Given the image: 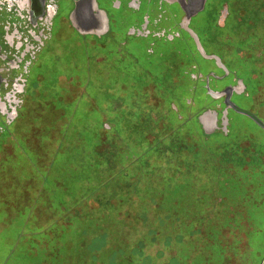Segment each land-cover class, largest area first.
Returning a JSON list of instances; mask_svg holds the SVG:
<instances>
[{"label": "rangeland", "instance_id": "obj_1", "mask_svg": "<svg viewBox=\"0 0 264 264\" xmlns=\"http://www.w3.org/2000/svg\"><path fill=\"white\" fill-rule=\"evenodd\" d=\"M69 57L43 63L45 100L27 114L37 149L22 152L27 148L18 135L21 152L5 156L0 258L9 257L8 264H227L229 255L238 264L243 235L230 228L228 236L225 224L240 208L257 216L249 197L264 180V165L254 158L261 132L234 116L227 137H204L167 114L168 104L157 106L149 85L131 103L149 110L151 121L154 113L160 119L138 143L135 108H120L145 80L137 67L102 62L99 69ZM70 77L82 80L81 94L65 99L59 79ZM176 94L187 99L181 87ZM115 97L122 99L117 109ZM263 101L255 106L262 116ZM63 111L68 116L60 117ZM233 236L242 242L229 251Z\"/></svg>", "mask_w": 264, "mask_h": 264}, {"label": "flooded vegetation", "instance_id": "obj_2", "mask_svg": "<svg viewBox=\"0 0 264 264\" xmlns=\"http://www.w3.org/2000/svg\"><path fill=\"white\" fill-rule=\"evenodd\" d=\"M60 57L63 61L82 58L99 69L102 62L137 67L145 80L138 93L126 99L129 103L122 105L126 108H120L127 109L128 104L135 108L138 117L133 127L142 135L138 143L145 141L148 124L160 119L153 112L151 121L149 110L131 103L133 96L144 98L143 91L150 85L157 106L168 104L167 114L192 123L201 133L198 118L204 114L211 135L221 137L229 134L234 116L246 119L261 132L254 158L258 167L264 165V129L232 108L264 126L260 118L264 116L255 108L264 100V0H0V172L6 169L2 167L5 156L15 157L22 150L15 141L18 135L27 148L22 152L37 149L27 114L32 115L45 100L44 61ZM71 66L80 67L77 60ZM59 80L60 96H80L82 80ZM178 87L186 91L187 99L172 95ZM113 100L117 109L122 99ZM62 116L68 115L63 111ZM19 122L24 123L23 129H17ZM65 134L61 130V136ZM256 191L249 204L257 216H248L240 208L225 224L228 236L230 228L243 235L238 264H264V180ZM229 241L230 251L242 239L233 236ZM226 259L227 264L234 263L233 257ZM8 262L9 257L0 258V264Z\"/></svg>", "mask_w": 264, "mask_h": 264}, {"label": "water", "instance_id": "obj_3", "mask_svg": "<svg viewBox=\"0 0 264 264\" xmlns=\"http://www.w3.org/2000/svg\"><path fill=\"white\" fill-rule=\"evenodd\" d=\"M199 53H200L201 55H203L202 52L199 51ZM232 108H233V110L236 111L237 113L249 117L252 121H254V123H255L257 126H259L260 128L264 129V126H263L260 122H258V121H257L253 116H251L250 114H248V113H246V112H244V111H241V110H239V109H237V108H235V107H233V106H232ZM206 115H207V114H204V116L199 117V118H198V122H199V124H200V126H201L202 134H203L204 136H209V135H211V134L213 133V129L210 128V126H209L208 123L206 122V117H207Z\"/></svg>", "mask_w": 264, "mask_h": 264}]
</instances>
